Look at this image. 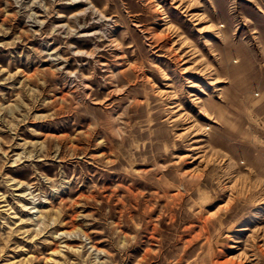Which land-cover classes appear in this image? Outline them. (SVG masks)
<instances>
[{
  "label": "rangeland",
  "instance_id": "374dc122",
  "mask_svg": "<svg viewBox=\"0 0 264 264\" xmlns=\"http://www.w3.org/2000/svg\"><path fill=\"white\" fill-rule=\"evenodd\" d=\"M215 263L264 264V0H0V264Z\"/></svg>",
  "mask_w": 264,
  "mask_h": 264
},
{
  "label": "bare ground",
  "instance_id": "6f19581e",
  "mask_svg": "<svg viewBox=\"0 0 264 264\" xmlns=\"http://www.w3.org/2000/svg\"><path fill=\"white\" fill-rule=\"evenodd\" d=\"M166 17V16H165ZM176 43H178V41H175L174 42V44L176 45ZM210 43V42H209ZM187 42L185 41L183 44H182V47H180V49L178 48V49H176V51H177V55L179 56V57H182V58H184V55H185V53L184 54H181L180 53V51H182L183 49H184V47H187ZM191 49V48H190ZM189 50V49H188ZM205 72V71H204ZM206 73V72H205ZM216 81H218V80H216ZM168 85V84H167ZM191 94H193L194 95V91L193 92H191ZM180 103V102H179ZM179 105V106H178ZM172 106H176L177 108H175L173 111H179L180 109H182L183 108V106H182V104H173ZM201 106V105H200ZM197 146H194V148H196ZM223 263V262H222ZM216 264V263H215Z\"/></svg>",
  "mask_w": 264,
  "mask_h": 264
}]
</instances>
